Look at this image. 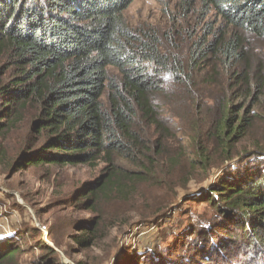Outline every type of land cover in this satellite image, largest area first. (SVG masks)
I'll return each mask as SVG.
<instances>
[{"label": "trees", "instance_id": "trees-1", "mask_svg": "<svg viewBox=\"0 0 264 264\" xmlns=\"http://www.w3.org/2000/svg\"><path fill=\"white\" fill-rule=\"evenodd\" d=\"M133 1L0 0V57L6 55L13 70L0 86V133L27 106L37 114L32 124L36 145L13 166L21 170L102 161L106 174L77 196L102 206L125 200L165 154L169 124L155 96L170 82L194 112L200 99H208L198 89L199 78L212 83L220 77L228 91V104L221 106L224 117L213 131L195 139L196 157L189 167L195 169L198 162L204 170H219L207 158L205 144L211 138L220 145L222 163L234 172L193 195L215 205L217 218L203 222L190 217L186 228H192L193 238L198 233V256L206 264H264V147L242 152L238 160L232 152V144L253 129V112L264 99V72L253 69L249 79L244 44L248 35L264 38V0H179L182 16L196 12L200 19H211L201 32H180L196 36L185 60L165 51L161 40L171 34L161 38L154 30L126 25L123 12ZM236 89L244 93L238 111L229 104ZM175 160L167 157L170 164ZM88 202L91 206L85 208L91 210ZM102 217L91 222L92 229L79 231L80 240L74 238L79 246H92ZM25 252L0 237V264H20Z\"/></svg>", "mask_w": 264, "mask_h": 264}, {"label": "rangeland", "instance_id": "rangeland-1", "mask_svg": "<svg viewBox=\"0 0 264 264\" xmlns=\"http://www.w3.org/2000/svg\"><path fill=\"white\" fill-rule=\"evenodd\" d=\"M178 1L134 0L123 12V18L132 30H154L161 38L166 32L171 34L169 39L161 40L165 51H173L185 60L188 45H192L196 36L185 37L180 32L193 29L201 32L204 23L211 19H200L196 12L182 16ZM244 40L250 65L247 75L252 79L253 69L264 72V38L248 35ZM7 60L6 55H1L0 86L13 74ZM203 78L197 81L198 89L208 99H200L194 112L180 89L170 82L163 86L155 100L169 124L165 127L169 131L164 156L157 157L159 163L152 168L155 170L150 171L146 181L134 185L135 190L132 188L128 198L113 199L103 206L89 198L91 210L85 208L90 205L89 200L77 193L101 180L106 174V164L98 161L90 165L17 170L14 163L36 145L37 139L32 131L37 115L35 107L27 106L17 113L11 128L0 133V237L26 250L19 257L20 264H206L198 256L201 245L198 233L193 238L192 228L187 230L186 225L190 217L191 221H195L194 217L203 222L212 221L219 212L203 196L196 200L193 195L211 189L220 176L234 171L227 170L230 164L222 163L220 145L211 138L205 144L207 158L219 170H204L198 162L195 169L189 167L196 157L192 148L195 139H202L207 131L215 129L224 117L221 106L228 104L225 99L228 91L221 78L215 76L212 83H201ZM243 97V91L236 89L229 104L238 111ZM253 113L257 115L253 129L232 144V152L238 154L235 160L244 157L242 152L264 147V99ZM183 150L185 155L181 158ZM168 156L176 159L173 162L176 166L167 162ZM93 209L97 212L92 213ZM100 215L102 221L92 246L82 248L74 238L79 237L81 229L88 226L92 229L91 222L96 223Z\"/></svg>", "mask_w": 264, "mask_h": 264}]
</instances>
